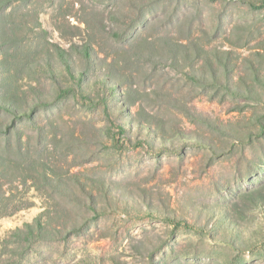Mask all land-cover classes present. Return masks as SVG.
<instances>
[{
    "label": "rangeland",
    "instance_id": "obj_1",
    "mask_svg": "<svg viewBox=\"0 0 264 264\" xmlns=\"http://www.w3.org/2000/svg\"><path fill=\"white\" fill-rule=\"evenodd\" d=\"M0 264H264V0H0Z\"/></svg>",
    "mask_w": 264,
    "mask_h": 264
},
{
    "label": "trees",
    "instance_id": "obj_2",
    "mask_svg": "<svg viewBox=\"0 0 264 264\" xmlns=\"http://www.w3.org/2000/svg\"><path fill=\"white\" fill-rule=\"evenodd\" d=\"M77 49L79 48L77 47ZM84 49L88 50L86 47ZM58 54H60V58L63 57V51H61V49ZM79 76L81 78V74ZM48 225L49 223L46 221L42 222L40 216H38L32 223H26L21 228H15L8 238L9 240L14 241V243L19 244V246L22 244V242L30 243L34 238H40L42 234L49 232Z\"/></svg>",
    "mask_w": 264,
    "mask_h": 264
}]
</instances>
